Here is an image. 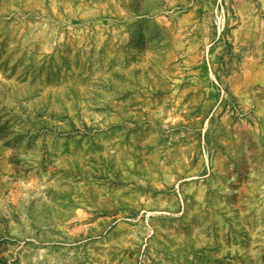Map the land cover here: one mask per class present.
Wrapping results in <instances>:
<instances>
[{
    "label": "rangeland",
    "instance_id": "374dc122",
    "mask_svg": "<svg viewBox=\"0 0 264 264\" xmlns=\"http://www.w3.org/2000/svg\"><path fill=\"white\" fill-rule=\"evenodd\" d=\"M0 264H264V0H0Z\"/></svg>",
    "mask_w": 264,
    "mask_h": 264
},
{
    "label": "built area",
    "instance_id": "2783aa9c",
    "mask_svg": "<svg viewBox=\"0 0 264 264\" xmlns=\"http://www.w3.org/2000/svg\"><path fill=\"white\" fill-rule=\"evenodd\" d=\"M176 191H177V193H178V195L180 197L182 209H184L185 201H184V198H183V195L181 193V189H180L179 185H177Z\"/></svg>",
    "mask_w": 264,
    "mask_h": 264
}]
</instances>
